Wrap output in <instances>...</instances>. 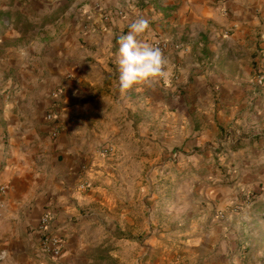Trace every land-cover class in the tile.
I'll list each match as a JSON object with an SVG mask.
<instances>
[{
    "label": "crops",
    "instance_id": "0c3cea01",
    "mask_svg": "<svg viewBox=\"0 0 264 264\" xmlns=\"http://www.w3.org/2000/svg\"><path fill=\"white\" fill-rule=\"evenodd\" d=\"M141 18L149 28L137 39L161 50L167 75L122 94L119 41ZM32 23L43 25L40 43L8 62L17 89L0 99V264H232L237 242L221 238L229 217L193 212L172 171L204 141L190 138L202 133L193 119L218 128L224 105L251 103L248 118L264 120L251 78L264 0H0V43L15 24L25 38ZM46 208L67 236L54 262L37 256Z\"/></svg>",
    "mask_w": 264,
    "mask_h": 264
},
{
    "label": "rangeland",
    "instance_id": "374dc122",
    "mask_svg": "<svg viewBox=\"0 0 264 264\" xmlns=\"http://www.w3.org/2000/svg\"><path fill=\"white\" fill-rule=\"evenodd\" d=\"M19 1L29 3L33 0ZM33 16L36 15L33 13ZM6 20L8 24L11 23L10 18ZM39 26L43 27L32 23L25 39L24 35H18L22 30L15 24L11 39L7 43H0V99L7 95L9 97L17 89L7 87L10 75L8 62L17 57L23 46H30V41L31 46L34 42L40 43ZM13 47L18 51H11ZM38 57L33 55L32 61ZM251 78L253 82V75ZM250 106L251 103H237L232 110L224 105L226 117L221 119V125L217 124L218 128L213 127L215 123L212 119L206 120L203 115L202 120L199 117L193 119L195 130L202 133L192 134L190 138L200 137L204 141L186 151L192 162L185 165L184 171L179 167H174L172 171L175 190H188L184 201L193 212L196 209H213L212 217L218 216L220 220L229 217L231 227L221 238L230 243L237 242V246L229 247L227 252L232 264H264V130L257 129L264 120L248 118ZM176 109L179 110L178 105ZM206 110L210 111L211 108ZM181 175L188 182L186 185ZM175 203H178L177 200ZM231 232L237 238H228Z\"/></svg>",
    "mask_w": 264,
    "mask_h": 264
},
{
    "label": "clouds",
    "instance_id": "9594fccd",
    "mask_svg": "<svg viewBox=\"0 0 264 264\" xmlns=\"http://www.w3.org/2000/svg\"><path fill=\"white\" fill-rule=\"evenodd\" d=\"M149 28L144 19H137L129 24L127 35L120 38L119 48V90L127 93L136 84L149 78L167 75V61L159 48H153L137 37L143 35ZM8 253L0 252V261H6Z\"/></svg>",
    "mask_w": 264,
    "mask_h": 264
},
{
    "label": "built area",
    "instance_id": "2783aa9c",
    "mask_svg": "<svg viewBox=\"0 0 264 264\" xmlns=\"http://www.w3.org/2000/svg\"><path fill=\"white\" fill-rule=\"evenodd\" d=\"M253 83L257 89L264 92V37L261 40L255 60ZM60 108L59 99H55L46 112L47 120L52 122L53 125L51 130L53 137H56L61 129ZM1 189H4V187ZM53 218L52 210L46 208L41 214L35 229L39 234L37 256L50 262L58 260L63 255L67 244L65 233L53 227Z\"/></svg>",
    "mask_w": 264,
    "mask_h": 264
}]
</instances>
